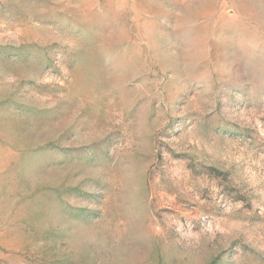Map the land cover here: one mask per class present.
I'll use <instances>...</instances> for the list:
<instances>
[{"label": "rangeland", "instance_id": "1", "mask_svg": "<svg viewBox=\"0 0 264 264\" xmlns=\"http://www.w3.org/2000/svg\"><path fill=\"white\" fill-rule=\"evenodd\" d=\"M0 264H264V0H0Z\"/></svg>", "mask_w": 264, "mask_h": 264}]
</instances>
